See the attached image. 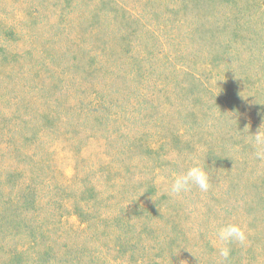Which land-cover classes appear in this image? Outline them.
Masks as SVG:
<instances>
[{"label":"rangeland","instance_id":"374dc122","mask_svg":"<svg viewBox=\"0 0 264 264\" xmlns=\"http://www.w3.org/2000/svg\"><path fill=\"white\" fill-rule=\"evenodd\" d=\"M41 1L0 0V216H10L1 230L9 242L21 251L36 246L45 259L50 255L46 264L53 254L59 264L60 258L70 264H220L215 229L237 223L247 241L231 244L223 264H247L260 251L264 264V201L255 191L264 162L255 161L251 144L235 139L243 135L237 136L231 112L235 101L248 119L264 123V0H244L242 27L231 22L227 0H169L166 8L154 2L150 21L148 0H119L121 6L112 0L119 7L100 0L99 11L92 10L99 0H48V7ZM71 51L88 70L80 84L59 65ZM5 113L36 116L41 142L29 151L42 162L26 158L25 143L13 154ZM174 121L190 126L189 139L214 148L219 163L207 172V193L193 187L174 199L166 191L172 170L202 165V154L175 155L172 162L163 152L147 155L149 147L160 149ZM110 137L115 149L127 144L111 169L104 164ZM143 183L156 187L153 198L138 195ZM133 193L142 206L151 203L141 210L134 204V215L125 207ZM54 234L60 243L48 251Z\"/></svg>","mask_w":264,"mask_h":264},{"label":"trees","instance_id":"16d2710c","mask_svg":"<svg viewBox=\"0 0 264 264\" xmlns=\"http://www.w3.org/2000/svg\"><path fill=\"white\" fill-rule=\"evenodd\" d=\"M47 1L48 0H42L40 6L42 7L44 5V7H48L49 4ZM68 1L71 2L72 0H68ZM114 1H116L120 6L123 5L122 1H119V0H114ZM166 1L169 2V0H156V1L155 0H148V6L151 5V7L153 8L152 5H154V2H155L156 4L164 5L163 8H166L167 4H168V2H166ZM170 1H172V0H170ZM178 1L181 3L190 2L189 0H178ZM227 1H229L228 8L230 10H227V11L229 12V17L231 16L230 17L231 22L233 23L234 20H236V22L239 21L238 26L242 27L244 25V23H241V22H243V20H240V18H241L240 14L244 10H245L244 12H247L246 11L247 7H245L247 4L244 3V0H227ZM107 2L111 6L114 3L112 0H107ZM40 6L37 7L38 10H39ZM101 6H102V4L99 0V1H97L96 4L93 5V7H95V9L92 8V10L99 11L98 9H100ZM55 7H59V4H58V6H55ZM115 7H119V6L115 4ZM232 10H233L234 15L232 13ZM201 13H202L201 5H199V8H197L196 16L198 18H200ZM152 14H154L156 16V9L155 8H153V13L151 12L149 14V17H148L149 21L153 18ZM165 14H166V11H165ZM244 14H243L242 18H244ZM28 15L30 16V14H28ZM32 15L35 18H37L39 16L38 13H34V14L32 13L31 16ZM124 16H125L126 20H130V21L134 20V18H135L134 15L124 14ZM163 16L167 17V15H163ZM234 17H235V19H234ZM97 18H98V16H97ZM175 18L178 19L177 13H176ZM134 21L136 22L138 20L135 19ZM128 23L130 24L131 22H128ZM6 29H7V31H6L7 34H9L11 36L13 34V30L9 27H7ZM133 32H135V31H133ZM95 34H97V33H95ZM65 53H67V52H65ZM62 59H63V63L59 60V65L68 68V72L66 73V75H69V73L74 74V75H78L76 77L79 78L78 81L80 84L81 83L80 80H81L82 76L84 75L83 74L84 71H88L86 69V67L83 66L84 58L79 57V56L73 57L72 51H71V53H68V56H67V54H65L62 57ZM54 72L59 74V69L55 70ZM263 77H264V75H263ZM63 90H64V95L66 97L68 96V94L70 95V93L67 91L68 89H62L61 94H63L62 93ZM237 99H238V103L240 104L239 98H237ZM220 100H223V99H220ZM232 100H234V98H232ZM234 104H235V110L232 109L231 112H232L233 118L236 121L235 122L236 130L239 131V133L236 131L235 132H236L237 136L243 135L242 139H241V137L235 138V139L237 140V142L242 140L246 144L250 145V143L247 142L248 137L246 138V136L244 134L249 135L250 132H251V134L256 133L258 128L260 127V125L262 123L260 121L256 122L254 119H251V120L248 119V115H246V112H244L242 109H240V106H238L235 103V101H234ZM54 108H55V106H53V109ZM22 109H23V107H22V105H20L19 111H21ZM32 109L35 113V111H37V109H39V106L36 107V103H34L32 106ZM3 120H4L3 127H4L5 132H6V130H8L9 132L13 131V135H9L6 132L8 140H9V138H11V140L13 139L12 141L16 142V143L10 144V145H12V148H13V154H14V152L18 151V147H22L24 145L23 143H25V146L27 145L26 147L28 148V150H27L28 153H26L27 154L26 158L33 157L34 158V161H33L34 164H37V163L39 164L40 162H42L38 158L36 159V157H38V156H35L34 155L35 153L32 154L29 151L30 148L37 149L38 145H40V142H41V140H40L41 139V133L38 134L39 132L37 129V125L35 124L36 116H33V119H19V118H17V116L14 117L11 113H7V115L5 113V116H3ZM168 124H169V126H168L167 130L163 131L162 135H161V133H158L163 138L162 142L158 141L159 142L158 145H160L159 148L160 149L164 148L165 150L161 151L160 149H158V151H155V149L153 147H149V152L147 155H149V153H150V154H155L154 157H157V156L161 155L158 152H163L164 153L163 157L166 156V159H164L163 157H162V159H164V161H166V162L167 161L172 162V161H175L174 160L175 155L177 157H180V156L183 157L182 155H185V156L194 158V157L200 156V154H202L203 155V158H202L203 162H202L201 166L204 167V169L207 172L211 169V166H214L217 163H219L218 157H216V155L214 154L213 146L209 147L205 144L204 141L201 142L200 140H197L195 138L189 139V135L185 134V131H190V128H189L190 126L186 127L185 129H183V128L181 129L179 126V123L177 121H174L173 123H171V124L168 123ZM162 128H165V127H159V129H161V130H162ZM210 128H212V127H210ZM115 129L117 130V134L114 132ZM218 129L212 128V132L214 131V133L212 135L215 138H218L219 140L225 139L222 136V132L218 131ZM247 131L249 133H247ZM112 132L115 134L113 136L114 138L119 137V130L117 129L116 126L112 128L111 133ZM194 136H197V135H194ZM237 136H235V137H237ZM116 143H118V142H116ZM106 145L108 146V148L105 146V148L108 150L107 152L110 151L111 154L108 157V161L105 162L104 164L106 166L110 167V169H111V167H115V166L120 165L117 156L121 153V151H124V152L126 151L125 148H127V144L124 142V143H122V146H123L122 148L117 147L118 149L117 148L115 149L116 144L112 145V138L110 137V139ZM251 147H252V145H251ZM252 149H253V147H252ZM253 150H252L251 154L254 153ZM171 154L173 156V159L172 158L170 159ZM214 155H215V158L212 159V157ZM255 161H259V160L255 159ZM184 162H187V161L184 160ZM184 162H183V165H184ZM187 163H189V162H187ZM260 163L262 164L263 162L260 161ZM156 166H157L156 164L155 165L152 164V169H154V168L156 169ZM158 168H159V166H157V169ZM121 169H123V168H121ZM172 171H174V172H172L174 175L177 174V172H175V170H172ZM127 172H130V171L128 170V171H126V173ZM178 172H180V171L178 170ZM250 172H253V174H255V178H256V176L260 173V168L255 167ZM250 175H252V174H250ZM255 178L251 177V179H255ZM260 182H261L260 186H257L255 191H256V193H260V195H258V196L260 197L261 200L264 201V175H262ZM65 184L67 186L70 185L69 183H65ZM126 184H128V185L127 186L124 185V189L127 190L130 188L129 184H132V183L127 182ZM143 184H144V188H143V185L141 184L142 186H139V191L142 189H146V190L142 191L138 195H140L141 198L144 196V194H145L144 197H150V199L153 198L152 196L154 195V193L152 191H155L156 187L153 185L147 184V183H143ZM225 190L227 192H230V190H231L230 185H229V187L226 186ZM134 196L137 198L135 193H133V197L131 194H130V196H127V197H131V199L129 201H127V204L125 205V207L127 209H129L130 212L133 213V215L135 213V209L133 208L134 204H136V207H140L139 208L140 210L142 209V207H144L146 209L147 207H145V206L148 205V207H149L151 205V203H150V205L147 204L145 206H142L141 203L138 200H136V198H134ZM164 196H166V195L164 194ZM161 200H162V198H161ZM6 209H9V207H7ZM252 211H254V208L252 209ZM6 212L9 213L8 210ZM249 214H250V211L248 210L246 215H249ZM263 215H264V212H263ZM261 216H262V213H261ZM9 221H10V216H2V215L0 216V232H1V234H3V236L0 238V244H1V246H0V264H19L20 261H24V264H31L32 262H35L36 264H46L45 262H47L50 255H48V257L45 259V256L42 255V253L44 251L42 252V251L38 250L36 248V246L33 247L32 245H28L26 249L21 251L20 247L17 246L18 243L16 241L12 240L11 242H9V239H7L9 237L6 234V232L1 231L4 225H6V227L8 226ZM263 222H264V220H263ZM137 227H138V225L136 226V229H137ZM52 231H53V229H52ZM138 231H139V234H140V232H143L140 229L137 230V233H138ZM136 236L140 237V235H136ZM48 237H49L50 242H51V247L49 248L48 251H53L55 249L56 244L60 243V241L58 240V235L54 234V237H50V236H48ZM132 239H133V237L130 238V240L128 239V241L130 243H132L131 242ZM10 240H11V238H10ZM28 244H30V243H28ZM145 253L150 254V251L145 250ZM244 255H245V253H244ZM261 255H263L261 251L259 253L254 252L251 260L247 259L248 257L246 258V260L248 261L247 264H256V263L262 264L261 261H263V259L261 257L259 258V256H261ZM17 259H20V260H17ZM53 259H54V261L51 262L52 264H59L58 261H55V254H53ZM139 261L143 262L142 260H139ZM117 262H119V260H117ZM47 263H49V262H47ZM60 263L61 264H68L69 261L66 260L64 263L63 259L60 258Z\"/></svg>","mask_w":264,"mask_h":264},{"label":"clouds","instance_id":"9594fccd","mask_svg":"<svg viewBox=\"0 0 264 264\" xmlns=\"http://www.w3.org/2000/svg\"><path fill=\"white\" fill-rule=\"evenodd\" d=\"M248 143L254 149L255 159L264 162V123L257 132L249 134ZM199 189L201 193H207L211 187L210 177L207 171L199 163H193L186 171L173 176L166 185V191L174 199H181L192 188ZM247 235L245 229L237 223H224L215 229L214 245L219 257L220 264L227 261L231 254L230 245L233 243L245 244Z\"/></svg>","mask_w":264,"mask_h":264}]
</instances>
